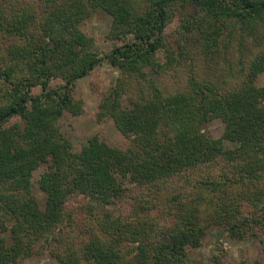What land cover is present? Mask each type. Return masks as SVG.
Instances as JSON below:
<instances>
[{"label": "trees", "instance_id": "1", "mask_svg": "<svg viewBox=\"0 0 264 264\" xmlns=\"http://www.w3.org/2000/svg\"><path fill=\"white\" fill-rule=\"evenodd\" d=\"M95 11L120 41L104 56L81 28ZM205 50L230 64L226 87L193 62L173 69ZM104 62L120 73L98 119H114L121 144H75L63 120L83 113L78 82ZM171 70L177 81L164 82ZM263 75L264 0H0V264L46 252L61 264H188L215 226L263 243ZM215 119L220 139L206 131Z\"/></svg>", "mask_w": 264, "mask_h": 264}, {"label": "rangeland", "instance_id": "2", "mask_svg": "<svg viewBox=\"0 0 264 264\" xmlns=\"http://www.w3.org/2000/svg\"><path fill=\"white\" fill-rule=\"evenodd\" d=\"M169 20L171 21L170 16L168 18V21ZM111 23V17L107 13L103 11H95L91 17L83 21L81 25L82 30L88 36L95 39L96 46L103 56L111 53L115 48V45L120 42L119 40L113 41L108 38L111 30ZM173 23L175 24L176 20ZM172 29L173 28L169 26L167 30L168 33H171ZM175 36L176 35L173 37ZM233 38L237 39L235 35ZM257 39V41L261 40L260 37ZM254 46H256V43L251 39L246 41V50H254ZM238 48L239 47L236 45L232 51L239 52L240 48ZM241 50L246 51L242 48ZM209 51L213 52L214 50H205L201 57L195 59L196 61L184 60L186 61L184 64L179 63L177 68L173 69L182 70V66L188 68L191 66L190 62H193L200 73L203 75L205 73L210 74V78L212 79H214L213 77H216L215 79L221 81V85L225 79V77H222L226 70L223 67H227L230 64L226 66V63H224L225 60L222 59V57H216L213 60V55H208ZM159 57L162 63L166 62L165 54L160 53ZM229 58L231 59V64L235 66L234 71H237L239 68L237 64V61L239 60L238 54H231ZM119 73L120 71L118 68L112 67L107 62H104L102 65L94 69L89 76L78 82L77 89L84 102L83 113L78 116L64 118L62 133L65 137L73 141L75 144L82 145L86 144L90 137L99 134L103 139H109L118 145L121 144L122 136L119 133L114 119L110 117H105L103 120L98 119L99 105L104 96L110 91L113 85L116 84ZM164 73H166L162 76L164 82L175 83L177 81V75H174L175 72L173 70L170 72L164 71ZM178 76L179 78H182L183 74H179ZM259 84L264 85V75L260 78ZM224 130L225 125L220 119L212 120L206 128L207 133L216 139L223 137ZM225 146L227 149H234L239 146V143L225 140ZM45 170L46 166L44 165L34 177V191L39 198L41 208L45 207V195L40 190L39 179ZM142 190L146 193L147 188H142ZM148 192L149 191H147V193ZM139 194L140 193L137 191L132 193V195L138 196ZM87 201V198L79 196L72 199L68 205L71 207H81L87 203ZM135 202L136 200L133 196H131L128 201L126 200L127 205L128 203L133 204ZM134 205L135 204L131 206L128 205L129 209L131 210V207ZM107 209L112 211L116 216L128 212L126 206L121 204L109 205ZM85 222L88 223L89 220H87V218H80L79 223L81 225ZM78 232L81 233L80 231ZM81 237L86 239L84 236ZM262 238L263 243H260L251 237L237 241L230 238L223 227H211L207 231L206 237L202 239L201 245L190 251L187 262L188 264H256L257 260H261L260 258L263 256L262 249L264 247V234H262ZM16 264H61V262L50 253L46 252V254L27 257Z\"/></svg>", "mask_w": 264, "mask_h": 264}]
</instances>
